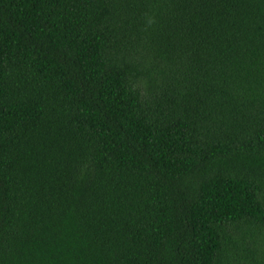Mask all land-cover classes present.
<instances>
[{
	"label": "trees",
	"instance_id": "1",
	"mask_svg": "<svg viewBox=\"0 0 264 264\" xmlns=\"http://www.w3.org/2000/svg\"><path fill=\"white\" fill-rule=\"evenodd\" d=\"M0 264H264V0H0Z\"/></svg>",
	"mask_w": 264,
	"mask_h": 264
}]
</instances>
